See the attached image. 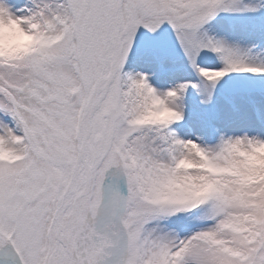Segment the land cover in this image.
Masks as SVG:
<instances>
[{"label":"rangeland","instance_id":"rangeland-1","mask_svg":"<svg viewBox=\"0 0 264 264\" xmlns=\"http://www.w3.org/2000/svg\"><path fill=\"white\" fill-rule=\"evenodd\" d=\"M112 2L0 0V264H72L70 219L76 264H264V0H119L121 63L82 154L116 57ZM234 31L244 50L216 51Z\"/></svg>","mask_w":264,"mask_h":264},{"label":"bare ground","instance_id":"bare-ground-1","mask_svg":"<svg viewBox=\"0 0 264 264\" xmlns=\"http://www.w3.org/2000/svg\"><path fill=\"white\" fill-rule=\"evenodd\" d=\"M119 0H113L112 5L108 7L107 10V26H108V30L109 32H111L112 34V43L115 47V53H116V57L115 60L112 64V72L115 69H118L120 66V52H121V42L119 41V38L117 36V33H113L112 29L114 27V25L117 22V12L119 10ZM223 33V32H222ZM219 34V33H218ZM217 34V35H218ZM224 34V33H223ZM228 36V35H227ZM217 39V38H216ZM219 45H217L218 47L223 48L224 50L221 51V53L223 54V51H225V49H229L230 51L234 48V44L242 46L241 50H244L243 46H247L249 39L247 37H245L244 35H240L237 33V31H234L232 33V37L231 38H224L223 35H218V39H217ZM229 51V52H230ZM114 73V72H113ZM111 77H99L97 82H96V86L90 96V99L87 103V109L86 112L84 114L83 120L80 123V136L83 142L82 145V154H84L85 152V147H86V143H87V139H88V133H89V127H90V120H91V115L92 112L94 110V108L98 105L99 101L101 100V95L105 92L108 83L110 82ZM219 109L218 112L220 111V115H222V117H228V114L230 113L231 109L229 110L228 107H224L223 103H220L219 105ZM233 110H235L236 115H240L242 117H245L248 113L247 111V105H243L242 103H240V101L238 100L236 103V108H233ZM264 117V115H263ZM28 134V138L29 141L32 145H34L33 140L31 135L27 132ZM84 156V155H82ZM79 197H77L78 199ZM75 200L73 203L74 207L78 206V200ZM257 199L259 200V202H262L264 204V197H261V195L259 196V198L257 197ZM22 228H20L19 230V237L22 239L24 238L25 242H28V245H33L39 242L40 240V231L39 229L36 231L35 235L30 236L29 232L30 229L32 227H28L26 224L21 225ZM74 227V220H69L66 224V226H60L58 229V237L61 239L62 243L64 244V246H66L67 250L69 251L70 255L72 256V264H76L75 258L73 257V253H72V228ZM166 236L168 237V235L166 234ZM166 240V239H165Z\"/></svg>","mask_w":264,"mask_h":264}]
</instances>
